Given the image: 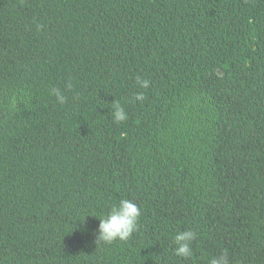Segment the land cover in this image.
Segmentation results:
<instances>
[{
	"label": "trees",
	"instance_id": "trees-1",
	"mask_svg": "<svg viewBox=\"0 0 264 264\" xmlns=\"http://www.w3.org/2000/svg\"><path fill=\"white\" fill-rule=\"evenodd\" d=\"M121 199L140 228L97 248ZM225 251L264 264V0H0V264Z\"/></svg>",
	"mask_w": 264,
	"mask_h": 264
},
{
	"label": "clouds",
	"instance_id": "clouds-1",
	"mask_svg": "<svg viewBox=\"0 0 264 264\" xmlns=\"http://www.w3.org/2000/svg\"><path fill=\"white\" fill-rule=\"evenodd\" d=\"M42 27V25L37 26L38 30ZM136 84L141 89H148L150 81L141 76H137ZM67 87L71 89V83H69ZM50 95L54 96L60 105H64L68 102L67 96H65L64 92L58 87L51 88ZM144 99L145 95L143 92H139L135 95V100L137 101L143 102ZM112 115L114 121L118 124L128 119L125 109L117 101L113 102ZM141 215L142 211L140 206L131 200L121 199L118 204L112 205L107 215L103 218H99V228L97 229L94 241L97 248L104 245H111L116 242H126L131 239L134 233L140 228ZM197 237L198 233L193 229L178 231L173 238L175 255L185 260L191 258L193 255L192 243ZM209 264H231V262L225 251L217 256H213Z\"/></svg>",
	"mask_w": 264,
	"mask_h": 264
}]
</instances>
